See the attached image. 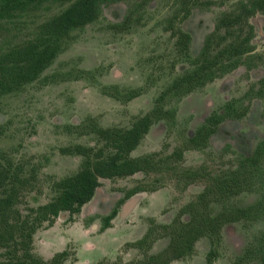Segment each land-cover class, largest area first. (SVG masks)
<instances>
[{
    "label": "rangeland",
    "instance_id": "rangeland-1",
    "mask_svg": "<svg viewBox=\"0 0 264 264\" xmlns=\"http://www.w3.org/2000/svg\"><path fill=\"white\" fill-rule=\"evenodd\" d=\"M140 1L102 6L99 18L74 32L37 80L0 96V198L16 195V207L26 215L50 200L53 180L78 170L81 158L65 153L67 148L97 146V128L126 129L150 115L149 131L131 156L153 154L155 169L101 180L80 213H61L52 225L39 227L32 252L48 260L67 251L65 264H138L167 246L171 230L180 225L181 208L213 188L215 212L243 208L247 215L225 225L219 242L201 238L191 256L171 264H205L212 247V264H231L240 257L244 264H264V17L250 18L253 50L238 67L186 92L173 89V81L192 69L217 17L235 1L209 8L190 5L182 17L185 3L194 0H153L127 31L108 28ZM65 7L53 5L0 23V54L32 38L41 23ZM171 18L174 28L191 37L187 51L171 33ZM243 108L246 115L234 118ZM212 114L221 115V123L195 145L191 138ZM219 179L229 180L228 193L215 190ZM137 186L141 191L101 231L100 216ZM188 219L184 215L180 220ZM147 232V239L134 246ZM247 248L253 251L247 253ZM0 264L9 263L0 257Z\"/></svg>",
    "mask_w": 264,
    "mask_h": 264
},
{
    "label": "trees",
    "instance_id": "trees-1",
    "mask_svg": "<svg viewBox=\"0 0 264 264\" xmlns=\"http://www.w3.org/2000/svg\"><path fill=\"white\" fill-rule=\"evenodd\" d=\"M121 0H0V23L8 24L24 16L33 15L53 5L66 6L58 14L41 23L35 35L0 54V96L19 92L25 85L37 80L51 66L73 33L83 30L95 22L103 5ZM153 0H141L128 11L121 23L110 24L108 28L116 33L125 32L133 23L142 19V9ZM185 3L184 16L190 13V5L208 7L223 6L226 1H235L232 9L223 11L216 19L214 31L205 37L197 57L192 60V69L176 78L172 88L191 91L198 85L213 81L226 71L235 69L242 56L253 50L254 28L249 20L256 14L264 17V0H194ZM171 33L177 45L187 51L191 37L180 28L172 26ZM264 30V27H263ZM247 109L235 113L234 118L244 117ZM223 117L212 114L196 130L191 142L199 145L217 130ZM152 123L151 116L138 119L130 128H97L95 133L100 141L97 146L80 144L69 147L65 153L78 156L81 163L76 172L51 182L53 196L36 208H29L23 215L16 207V195L5 194L0 198V257L9 264H65L67 251L55 253L44 260L32 252V239L44 223L52 225L61 213L70 216L80 213L82 207L95 195L101 180L124 178L136 173H149L155 169L154 155L132 157L131 153L139 146L148 133ZM2 179L0 174V180ZM215 190L228 193L232 189L229 180L219 179ZM213 188L202 191L195 200L186 204L177 214L179 226L171 230L167 246L156 254H146L138 264H171L191 256L195 244L201 238H209L213 243L221 240V231L227 224L235 223L247 215L243 208L223 209L215 212L211 206L210 195ZM141 191L140 187L127 190L111 212L100 216L104 231L118 214L119 208L132 196ZM188 215L187 222L181 217ZM150 232L138 240L134 246L142 244ZM253 250L247 248L246 252ZM216 250L212 247L206 254V263L212 264ZM264 263V256L262 257ZM231 264H244L240 257Z\"/></svg>",
    "mask_w": 264,
    "mask_h": 264
},
{
    "label": "flooded vegetation",
    "instance_id": "flooded-vegetation-1",
    "mask_svg": "<svg viewBox=\"0 0 264 264\" xmlns=\"http://www.w3.org/2000/svg\"><path fill=\"white\" fill-rule=\"evenodd\" d=\"M103 6H104V5H103ZM211 6H212V5H211ZM211 6H208V7H206V8H209V7H211ZM213 6H214V5H213ZM190 9H191V6H190ZM127 14H128V13H127ZM127 14H126V15H127ZM126 15H125V16H126ZM125 16H124V17H125ZM123 19H124V18H123ZM122 21H123V20H122ZM122 21H121V22H122ZM121 22H118V23H121ZM113 24H115V23H113ZM214 27H215V26H214ZM115 33H116V32H115ZM210 34H211V33H210ZM210 34H209V35H210ZM207 36H208V35H207ZM208 117H209V116H208ZM117 201H118V200H117ZM108 214H109V213H108ZM108 214H107V215H108ZM104 216H105V215H104Z\"/></svg>",
    "mask_w": 264,
    "mask_h": 264
}]
</instances>
